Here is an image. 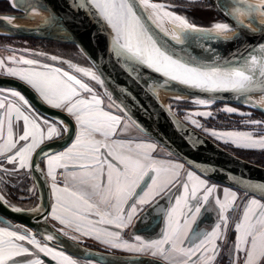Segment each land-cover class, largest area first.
I'll return each mask as SVG.
<instances>
[{
	"label": "water",
	"instance_id": "obj_1",
	"mask_svg": "<svg viewBox=\"0 0 264 264\" xmlns=\"http://www.w3.org/2000/svg\"><path fill=\"white\" fill-rule=\"evenodd\" d=\"M14 13H0V35L55 40L76 45L94 66L106 96L147 137L157 141L197 173L264 200V166L244 159L179 117L149 88L169 84L184 97L244 104L264 113V106L244 102L264 95V24L253 30L229 10L231 0H206L222 19L201 27L192 44H177L147 17L137 0H7ZM34 10L46 13V24L23 26L9 19H26ZM187 20V19H186ZM193 25V24H192ZM64 32H58L57 28ZM220 29V33L213 30ZM234 29L230 36L223 32ZM0 88L15 89L49 119L65 127L61 139L42 145L34 154L32 171L40 202L29 214L8 205L0 194V222L35 228L48 241L74 257L102 264H166L147 256L113 255L87 248L58 233L49 223L51 188L41 160L68 147L76 125L64 111L46 105L25 83L0 78ZM179 99V98H176ZM37 225L48 234L45 237Z\"/></svg>",
	"mask_w": 264,
	"mask_h": 264
},
{
	"label": "flooded vegetation",
	"instance_id": "obj_2",
	"mask_svg": "<svg viewBox=\"0 0 264 264\" xmlns=\"http://www.w3.org/2000/svg\"><path fill=\"white\" fill-rule=\"evenodd\" d=\"M202 1L207 2L206 0ZM4 2L7 3L5 0H0V4ZM7 5L5 7L6 10L0 11V13L15 12L9 8L10 4L7 3ZM184 15L192 19L191 16ZM16 43L32 44L34 46L32 48L36 49L37 47L43 52L59 55H63L62 50L67 53V48L72 47L70 43L55 40L0 35V46H11L7 50L1 48V51H12L14 46L19 48ZM49 43H55V46L58 47L57 50H54L55 52L45 51L46 49L40 47ZM74 48L78 49L76 46ZM0 54L3 55L4 52ZM78 55L82 61H85L83 55L80 53ZM3 58L5 56L2 59L0 57V78H13L25 83L33 89L46 105L53 107L40 93L38 85L32 84L28 80L29 73L19 76V70L39 68L46 71H54L59 77L66 79L64 70L59 68L48 70L39 66H17L20 63H15V65H9L10 63H8L5 65ZM82 83L86 87L87 93L85 94L87 96H99L92 86L89 87L85 82ZM9 108L17 109L25 117L36 120L37 126L33 123L36 131L42 125L47 126L46 124L53 123V120L39 112L20 91L0 88V125L3 124V127L9 128V131L11 130L10 132L15 136L21 132L24 122L14 121L12 124L7 123L5 116ZM55 109L61 110L60 108ZM69 116L71 115L69 114ZM73 121L75 122L74 119ZM65 131L63 134H65ZM55 139L58 140V138ZM55 139L51 141H55ZM148 140L156 146V148L150 150L152 153L150 157L156 158L158 161V164L153 162L149 166L148 173L145 176L151 178V180L148 181V186L143 190L141 196L143 194L147 195L148 199L140 202L139 198L135 197L136 192H134L135 194L128 200L119 204L120 208L118 210L120 211L115 213L113 202L111 203L110 200H107L108 194L112 192V189H108L111 186L112 178L104 176L101 180L103 187L107 188L105 191L106 200L102 207H100L99 203L96 205L102 214L92 212L90 218L82 219V222L86 225H80L85 226L87 229L85 232L82 230V232L74 231L52 219L54 204L53 184L46 174V159L51 155L44 157L40 162V166L51 188V208L48 217L50 225L61 235L87 248L107 254L147 256L159 259L166 264H234L235 262L242 264L245 262L250 249L254 248L255 241L260 238L259 233L261 224L262 222L264 223V215L259 218L256 214L259 204L264 202V200L197 173L157 141ZM33 141L31 137L25 140L22 139L14 145L12 150L0 153L1 165L7 164V162L14 163L12 164L14 165L13 168L7 169L10 172H14L12 175L14 178H22L21 181H25L24 179L28 175L30 181L35 185L32 194L23 197V199L30 198L28 203L40 197L32 171L34 154L42 145L51 142L48 140L41 143L32 153L30 161L27 163L28 165H25V159L22 157L25 150L31 151L34 145ZM222 146L238 155L235 151L233 152L226 146ZM66 149L67 147L64 150ZM101 154L102 160L108 162L109 156L106 151ZM122 173H125V171H122ZM8 178L9 176L0 179L1 191L12 203L13 201L22 203L18 199L23 196L24 189ZM57 178L61 188L68 186L67 178L62 174V171L57 174ZM125 179L127 178H117L116 181H119L120 184ZM119 186L121 188L123 185ZM104 207L106 208L104 209ZM22 232L30 238L33 237L26 229H22ZM17 240L19 241L20 239ZM35 240L38 242L37 238ZM15 242L18 243L16 240ZM48 243L45 245L40 242L39 245L31 242L22 243L28 249L29 254H22L21 252L16 255H19L18 257H14V261L28 264H102L97 261L74 257L58 247L57 244ZM18 247L21 250L24 249L21 244H18ZM260 247L261 245L255 251L257 255L261 254ZM262 261L260 260L258 264H264ZM253 264L256 263L254 262Z\"/></svg>",
	"mask_w": 264,
	"mask_h": 264
},
{
	"label": "crops",
	"instance_id": "obj_3",
	"mask_svg": "<svg viewBox=\"0 0 264 264\" xmlns=\"http://www.w3.org/2000/svg\"><path fill=\"white\" fill-rule=\"evenodd\" d=\"M26 73H29L28 80L38 85L40 93L48 103L69 113L77 125V134L67 149L51 154L46 159V174L53 184L52 219L74 231H87L85 226L80 225H86L82 219L90 218L92 212L102 214L96 205L99 203L102 207L106 200L107 188L103 187L101 180L104 176L112 178L111 186L108 188L112 189V192L108 194L107 200L113 202L115 213L120 211L119 204L128 200L135 194L134 192L140 202L147 200L148 196L141 194L151 178L145 176L153 162L158 164L156 158L150 157L152 155L150 150L156 148L148 140L151 138L144 135L121 111H112L108 106H104L103 99L106 98L96 95L87 96L85 85L75 83L73 81L75 79L70 78L68 74L64 79L54 71L39 68L19 70V76ZM5 121L10 124L14 121L24 122V126L15 136L9 128L0 125V153L12 150L22 139L31 137L34 140L31 151L25 150L23 154L25 165H28L32 153L41 143L55 138L61 139L65 135L63 134L65 127L55 121L46 124L47 126L42 125L36 131L33 123L37 126V121L25 117L14 108L7 110ZM104 151L109 156L108 162L102 160L101 153ZM61 171L67 178L66 188H61L57 182V174ZM117 178L127 179L119 184ZM119 185L123 186L120 188ZM5 233L0 230V264H28L14 263V257H18L19 255H16L21 252L25 254L26 251L18 247L15 242L16 236L11 234L13 232L9 235ZM3 240L7 243H1Z\"/></svg>",
	"mask_w": 264,
	"mask_h": 264
},
{
	"label": "rangeland",
	"instance_id": "obj_4",
	"mask_svg": "<svg viewBox=\"0 0 264 264\" xmlns=\"http://www.w3.org/2000/svg\"><path fill=\"white\" fill-rule=\"evenodd\" d=\"M5 1L9 4L7 0ZM150 2H153L154 4L162 7L167 11L182 16L193 25L208 27L222 22V19L220 18L216 10L210 4L202 0H150ZM9 8L12 9L10 5ZM184 14L191 16L192 19H189ZM16 44L19 45V48L14 46L12 51H1V48L7 50L11 46H0V53L4 52L3 55L0 54V57L2 59V57L5 56V58H3L5 65H7L8 63H10L9 65L20 63L17 66H39L42 68H47L48 70H53V68L62 69L64 70V74L66 76L68 74L70 78L72 77L75 79L73 80L75 83L85 82L89 87L92 86L100 97L102 96L106 98V100L103 99L104 106H108L112 111H121L106 96V93L104 91L105 87L101 82H98L97 73L94 66L83 54V52L80 51L79 48H74L76 45L72 44L71 46L73 48L68 47L67 53L62 50L63 55H59L56 53L49 54L47 52H43L37 47L36 49L32 48L34 47L32 46V44ZM40 47L42 49H46L45 51L53 52H55L54 50H57L58 48L55 46V43H49L47 45L44 44ZM79 53L83 55L85 61L81 60V57L78 55ZM108 100L110 101V103ZM166 104L169 105L171 110H173V112H175L185 122L201 131L208 137L212 138L213 140L217 141L218 143L226 146L233 152L235 151L242 158L257 163L261 160L260 158L262 157V155H264V113L262 111L254 109L253 107H247L244 104L218 103L193 97L181 99L167 98ZM12 164L14 163L7 162V164H0V179H4V177L9 176L8 179H11L14 184L17 183L22 186V188L24 189L23 196L18 199L22 203H16L14 201L12 203V201L3 193V191H1V189L0 194L9 206L21 211H28V213L30 214L32 210L36 209L39 205L40 198L37 197L31 203H28L30 201V198L23 199L24 196L27 197L32 194L33 189H35V185L30 181L28 175L26 178L25 176H23V178H25V181H21L22 178H14L12 176L14 172H10L7 170L13 168L14 165ZM57 182L60 184L59 181ZM256 215L259 218L264 215V202H261L259 204ZM263 226L264 223L262 222L261 231L259 233L260 238L255 241V243L257 244L254 243V248L252 247L250 249L248 258L242 264H249V262L250 264H253L254 262L258 264L260 260H263L262 262L264 263ZM14 227L15 228L11 229L1 224L0 230L6 232L7 235L13 232L11 234H14L16 236V241L18 242L17 244H21L24 247L23 250H25L28 254V249L22 243L31 242L37 245H39V242L42 243V245H45L47 242L50 243V241L44 238L35 228H27L17 223ZM22 229H26L27 231H29L33 237L30 238L29 236H27L22 232ZM6 236H4V238ZM35 238L38 239V242L37 240H35ZM17 239L20 240L18 241ZM49 240H51L52 245L58 244V242H56L52 238H50ZM1 243L5 244L7 242L6 240L5 242L3 240L1 241ZM260 244H262L260 247L261 254L257 255L255 251L258 250V246H260ZM3 248L5 249V247ZM14 263L17 262L14 261ZM234 264L237 263L235 262Z\"/></svg>",
	"mask_w": 264,
	"mask_h": 264
},
{
	"label": "bare ground",
	"instance_id": "obj_5",
	"mask_svg": "<svg viewBox=\"0 0 264 264\" xmlns=\"http://www.w3.org/2000/svg\"><path fill=\"white\" fill-rule=\"evenodd\" d=\"M137 1L142 6L149 20L174 43L192 44V42H195L194 36H196V34L194 33L203 32V29L192 25L182 16L167 11L153 2H150V0ZM231 1L234 2V5L230 6L229 10L238 22L253 30L258 29L255 21L264 24V0ZM49 19L50 16L48 14L34 10L26 19H9V22L23 26H36L38 24H46ZM57 31L61 33L64 32V30L59 27ZM213 32L220 33V29L217 28L213 30ZM235 32L236 30L234 29H228L226 32H223V36L230 37ZM62 34L66 33L64 32ZM168 86L171 85L149 83V88H151L162 101H165L167 97H176L179 99L186 98L178 92H175V89H170ZM244 102L253 106H264V97L263 95H251L245 97ZM37 228L45 237H48V234L40 225H37Z\"/></svg>",
	"mask_w": 264,
	"mask_h": 264
},
{
	"label": "trees",
	"instance_id": "obj_6",
	"mask_svg": "<svg viewBox=\"0 0 264 264\" xmlns=\"http://www.w3.org/2000/svg\"><path fill=\"white\" fill-rule=\"evenodd\" d=\"M7 6H8L7 3H5V2L0 4V11L6 10L5 7H7ZM260 159H259L260 161H258L257 164H261L262 166H264V155H262V157Z\"/></svg>",
	"mask_w": 264,
	"mask_h": 264
}]
</instances>
